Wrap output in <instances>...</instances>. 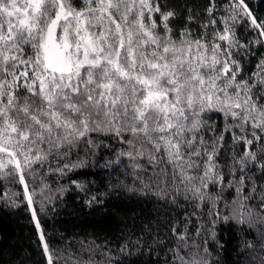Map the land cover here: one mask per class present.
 <instances>
[{
	"label": "snow or ice",
	"instance_id": "snow-or-ice-1",
	"mask_svg": "<svg viewBox=\"0 0 264 264\" xmlns=\"http://www.w3.org/2000/svg\"><path fill=\"white\" fill-rule=\"evenodd\" d=\"M217 11L216 0L200 13L189 8V25L206 20L204 35L192 39L185 29L174 39L178 14L160 0H82L81 7L72 0H0V179L24 189L19 203L18 193L0 201L11 208L26 204L38 235V264L68 259L49 244L26 176L80 144L96 155L104 145L93 133L129 146L115 153L117 161L127 156L143 170L139 160L146 156L159 169L149 183L138 176L140 186L124 185V192L183 208L184 232L178 225L164 237L157 232L161 251L167 232L176 240L164 264H213L210 241L224 247L216 227L221 219L256 228L243 248L251 254L248 264H264V230L258 227L264 226V0H257L256 10L251 0H227L226 15L217 19ZM238 23L253 39L238 38ZM249 58L256 59L255 70L245 78ZM209 113H221L223 127ZM84 167L86 158H78L55 171L66 175ZM226 194L232 199L223 215L219 204ZM84 203L102 201L93 195ZM204 207L210 221L196 229L197 236L205 234L203 245L185 252L188 225L193 217L201 220ZM70 258L93 264L91 256Z\"/></svg>",
	"mask_w": 264,
	"mask_h": 264
},
{
	"label": "trees",
	"instance_id": "trees-1",
	"mask_svg": "<svg viewBox=\"0 0 264 264\" xmlns=\"http://www.w3.org/2000/svg\"><path fill=\"white\" fill-rule=\"evenodd\" d=\"M160 2L168 4L169 9L174 8L178 14L171 25L176 32L174 39H179L180 32L185 29L190 31L192 39H199L204 35L201 25L206 20L197 19L189 25L187 10L190 8L193 12L200 13L208 0H160ZM72 3L76 7L82 6V0H72ZM216 3L218 8L216 17L219 19L226 15L227 0H216ZM251 5L253 10H256L257 0H251ZM236 33L242 41L253 39L239 23L236 26ZM261 52H264V48H261ZM256 59H245V78L255 70ZM208 115L212 121L223 127L221 113ZM91 138L97 144L103 141L104 146L94 150L96 155H90L86 144H80L78 149L73 148L63 159L54 155L42 167L34 166L35 171L26 176L29 189L36 192L35 207L49 244L59 255L68 259V264H73L70 257L86 261L89 256L92 257L93 264H111V261H115L116 264H164L165 259L170 258V253L167 256L165 253L168 248L175 247L176 240L167 232L166 248L161 251L155 243L157 232L164 237L167 229L173 225H178L179 230L184 232L187 221L183 208L169 207L152 196H135L124 192L122 190L124 185L140 186L138 176L144 183H149V177L159 169H154L146 156L139 160L143 170L135 169L127 156H124L122 161H117L115 153L129 150L128 145H122L117 139L104 135L97 136L95 133ZM112 149L115 152H112ZM78 158H86L87 167L68 172L66 175L55 171L58 164L63 166L64 163L74 162ZM109 161L110 166H104ZM72 180L83 184L85 190H78L71 183ZM152 182L155 183L154 180ZM23 191L22 185L0 179V197L18 193L15 198L19 203L23 200ZM93 195L102 203L93 204L92 207L86 206L84 201ZM231 199L232 196L226 194V200L219 204L223 215L228 214L225 204ZM255 203L257 201H253V204ZM42 204L45 210L39 212ZM26 208V204L11 208L7 206L6 201H0V264H38L41 259L37 249L38 235L31 214ZM188 211L190 212L191 208ZM202 212L201 220L193 217V222L188 225V247L181 245L185 252L195 253L197 251L195 245H203L205 234L202 232L197 236L196 229L202 223L210 221V217L207 207H204ZM166 220L169 223L165 224ZM216 227L217 236L224 247L221 249L210 241L208 259L213 264H248L251 254L243 248V242L257 236L256 228L248 229L246 225H237L235 221L225 223L222 219ZM258 227L264 230V226ZM88 246H91L94 252L83 250ZM123 246L126 247L121 252ZM200 251L202 252L203 248ZM60 264H65V259H61Z\"/></svg>",
	"mask_w": 264,
	"mask_h": 264
}]
</instances>
